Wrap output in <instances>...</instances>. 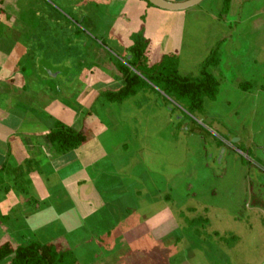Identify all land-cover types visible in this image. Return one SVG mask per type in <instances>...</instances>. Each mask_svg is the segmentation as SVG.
<instances>
[{
	"label": "crops",
	"instance_id": "0c3cea01",
	"mask_svg": "<svg viewBox=\"0 0 264 264\" xmlns=\"http://www.w3.org/2000/svg\"><path fill=\"white\" fill-rule=\"evenodd\" d=\"M39 1L40 8L45 4L66 8L73 21L60 17L45 21L37 13L28 20L31 0H0V245L8 241L24 244L27 239L42 244L63 240L78 263L93 264L102 250L127 247L126 224L140 212L136 201L142 193L133 194L130 187L134 165L131 179L122 171L129 160L127 145L121 139L126 136L120 120L122 106L131 99L135 105L152 106L162 94L146 88L123 102H108L104 94L116 92L124 84L113 57H127L132 36L142 33L150 42L149 67L167 58L176 59L177 64L173 53L182 47L189 30L187 23L192 19L188 15L197 7L210 12L218 27L238 25L239 29H227L224 40L233 41L232 36L242 40L243 36L250 41L246 42L248 53L263 56L252 48L258 52L263 49L264 0H230L228 12L234 14L225 18L219 17L223 0H204L200 6L177 12L161 10L145 0ZM39 4L33 5L35 10ZM89 36L96 41L90 45V68L78 88L66 96L52 81L44 86L46 89L38 86V74L41 77L50 66H58L55 57L68 55L76 46L81 49L80 43ZM255 41L262 43L255 47ZM202 57H197V64ZM29 65L35 84H30L29 74H24ZM247 73L253 83L254 78L263 80L264 63L254 62ZM253 85L254 91L240 95L258 103L264 85L259 81ZM234 93L240 97V92ZM57 123L82 133L84 143L59 154L47 137ZM127 182L130 191L124 188ZM147 184L151 193L144 199L167 198L164 190L156 189L155 179ZM141 224L149 227L150 240L161 245L170 240L176 227L167 208L148 214ZM114 233V240L108 244ZM11 258L0 264H10ZM117 262L125 264L123 259ZM177 264L187 261L182 259Z\"/></svg>",
	"mask_w": 264,
	"mask_h": 264
},
{
	"label": "rangeland",
	"instance_id": "374dc122",
	"mask_svg": "<svg viewBox=\"0 0 264 264\" xmlns=\"http://www.w3.org/2000/svg\"><path fill=\"white\" fill-rule=\"evenodd\" d=\"M41 2L31 0L28 20L37 13L45 21L58 17L73 21L66 8L53 4L40 8ZM38 4L35 10L33 5ZM221 7L219 17L234 14L223 10V1ZM199 8L188 15L191 23H187L189 30L182 47L177 54L173 53L177 56L174 67L179 76L192 80L200 79L201 71L205 70L217 81V94L204 98L201 110L192 113L187 102L169 97L158 99L152 106L135 105L133 99L122 106L124 113L120 120L126 136L121 139L127 145L126 158H129L122 171L129 176L134 165L133 186L127 182L124 188L130 186L133 194L142 193L136 201L140 212L126 224L127 247L102 250L93 264H117L120 259L125 264H155V259L157 264H177L182 259L187 264H210L208 260L213 264L264 262V214L256 209L264 211V173L259 171H264V134H259L264 133V95L258 103L240 95L254 91L251 86L258 81L264 85V73L263 80L254 78V83L247 77L254 62L264 63V45L262 53L252 48L263 56H252L248 53L250 41L243 36L242 40L234 36L233 41L224 40L227 29L230 26L239 29L238 25L229 24L227 29L220 25L219 31L214 16ZM197 18L199 21L195 23ZM261 43L255 41V47ZM235 45L240 46L231 49ZM202 54L201 63L197 64V57ZM61 69L50 66L41 77L38 74V86L46 87L52 81L67 96L85 80L83 75L67 85L66 79L54 78ZM30 71L29 65L24 74H29V83L35 84ZM234 91L240 92V97ZM149 179L157 181L156 189L164 190L167 198L144 199L145 194L151 193ZM162 208L172 212L176 227L170 240L161 245L150 240L149 227L139 222ZM134 225L135 229L127 231ZM114 236L115 233L108 238V244Z\"/></svg>",
	"mask_w": 264,
	"mask_h": 264
},
{
	"label": "trees",
	"instance_id": "16d2710c",
	"mask_svg": "<svg viewBox=\"0 0 264 264\" xmlns=\"http://www.w3.org/2000/svg\"><path fill=\"white\" fill-rule=\"evenodd\" d=\"M229 2L230 0H223L224 11L228 9ZM132 42L128 50L130 58L113 57V63L122 74L124 84L118 91L104 94L108 102L120 103L146 88H153L161 91L159 98L169 97L187 102V108L192 113L201 110L204 98L216 96L218 83L205 70L201 71L200 79L192 80L177 74L173 58L149 67L150 42L144 38L142 33L134 34ZM214 64L217 62L214 61ZM243 89L245 90V87ZM47 137L59 154H65L78 148L86 139L82 133L60 123L55 125ZM9 257H12L10 264H77L72 250L63 240L47 244L31 239H27L24 244L4 242L0 245V261Z\"/></svg>",
	"mask_w": 264,
	"mask_h": 264
},
{
	"label": "water",
	"instance_id": "95a60500",
	"mask_svg": "<svg viewBox=\"0 0 264 264\" xmlns=\"http://www.w3.org/2000/svg\"><path fill=\"white\" fill-rule=\"evenodd\" d=\"M145 1H147L152 6L159 8L161 10L177 12V11H185L195 6H198L204 0H187L184 2H176V3L169 2L167 0H145ZM95 41L96 40L92 36L91 37L89 36V38H86L83 42L80 43L81 49L79 48V46H76L73 50H71V52H67L68 55L55 57L54 61H56L58 66H60V68L62 69L58 74L54 76V78L59 77V78H62V80L66 79L65 82L68 85L70 84L68 83L70 82V80L79 79L80 77H82L84 75L85 70L86 71L88 70L87 61L89 60L91 56L90 51H89L90 45L91 43ZM128 58H130V56ZM60 61L62 62L64 61L63 64H61ZM68 61L72 62L71 66L67 65ZM63 69L65 70L62 72ZM57 89L60 90L59 87ZM161 101L162 100H159V104L162 105ZM260 211L264 214L263 210H260ZM262 264H264V262Z\"/></svg>",
	"mask_w": 264,
	"mask_h": 264
},
{
	"label": "flooded vegetation",
	"instance_id": "af4514ba",
	"mask_svg": "<svg viewBox=\"0 0 264 264\" xmlns=\"http://www.w3.org/2000/svg\"><path fill=\"white\" fill-rule=\"evenodd\" d=\"M256 171H257V169H256ZM260 172H261V170H260ZM256 206H257V205H256ZM256 209L259 210V211L262 210V209H260L259 207H256Z\"/></svg>",
	"mask_w": 264,
	"mask_h": 264
}]
</instances>
